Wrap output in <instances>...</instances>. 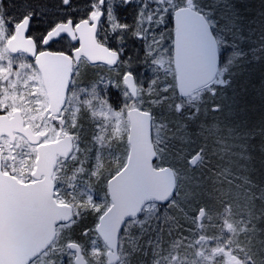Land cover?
I'll list each match as a JSON object with an SVG mask.
<instances>
[{"label":"rangeland","instance_id":"374dc122","mask_svg":"<svg viewBox=\"0 0 264 264\" xmlns=\"http://www.w3.org/2000/svg\"><path fill=\"white\" fill-rule=\"evenodd\" d=\"M20 2L3 0L0 5V45L8 35L7 24L1 23L2 15L11 13V18H18L34 12L37 19L49 23L58 14L88 13L94 3L93 0H72L68 5L62 0ZM238 3L246 5L247 15L255 17L258 26L242 22L244 13L238 15L243 11ZM95 4L100 9L98 0ZM191 4L205 16L211 30H219L221 35L220 42L215 38L223 61L221 64L220 58L218 72L207 87L186 98H180L176 92L172 31L166 25L168 16L187 6V0H134L132 35H141L143 39L129 41L125 36L127 29L122 28L118 34H123L124 41L118 44L109 35L110 25L118 20L111 11L103 25L102 38L113 49L121 53L123 48H129L121 62L114 68L81 62L74 70L67 103L56 118L57 124L52 123L47 100H37L34 102L37 111L26 112L27 122L36 131L45 132L46 141H54L58 135H68L73 141L72 154L66 159L59 158L53 171L56 196H67L65 203H70L73 215L70 224L58 228L60 241L52 246L58 264L67 259L69 242L86 243L82 247L87 264H104L105 247L92 237L89 241L83 239L82 233L87 231L86 238L89 237L99 216L110 205L106 182L125 164L126 112L130 108L150 114L151 139L159 163L154 166H169L176 183L166 204L148 203L136 219L122 225L117 264H206L198 258L194 238L200 234L219 235L228 224L223 222L220 228L214 227L220 219V210L226 211L227 221L235 227L234 238L245 232L244 224L252 228L246 231L253 242L264 232V120L253 118L245 106L232 112L239 117L215 112L219 104L228 103V92L249 88L251 80L264 78L260 73L263 67L254 69L259 53H264V0H191ZM38 23L35 20L32 24L33 36L38 35L35 27ZM14 57L15 61L30 65L26 56ZM126 73L136 81L135 98L123 83ZM189 131L198 132L191 135ZM195 153L201 154L200 161L195 169H189L187 161ZM199 208L205 210L202 233L197 232L195 223ZM244 208L249 209L247 214L253 218L239 225L236 218Z\"/></svg>","mask_w":264,"mask_h":264},{"label":"water","instance_id":"95a60500","mask_svg":"<svg viewBox=\"0 0 264 264\" xmlns=\"http://www.w3.org/2000/svg\"><path fill=\"white\" fill-rule=\"evenodd\" d=\"M190 2L191 0H187L188 4ZM172 27V66L175 74V87L177 95L180 98H186L191 96L194 91L207 87L214 80L220 64L218 45L206 19L192 5L173 11ZM26 28L27 23L21 25L17 30L19 36H23ZM77 32L80 46L73 53L74 61L83 56L90 63L116 66L119 54L116 52L113 55V51L98 44L95 39L93 40L96 29L93 31L92 27H87L82 23L79 24ZM58 35L59 37L63 35V29L55 27L50 35L47 33L45 39L51 41ZM30 47L34 52V45H30ZM25 53L33 56L28 52ZM40 59L43 61V69L36 59L35 65L42 74L46 73L45 91L57 96L54 109H50L52 115H57L65 103L72 60L62 54H53V57L48 60H44V57ZM49 61H52L54 66ZM124 85L130 96L135 98L136 87L131 74L124 75ZM127 121L128 152L126 161L123 167L106 182L110 205L100 215L95 227L98 238L107 249L106 264H116L119 260L118 237L122 225L129 220L136 219L144 205L148 203L166 204L175 191L176 182L172 169L168 166L155 168L153 165L156 152L151 139L150 114L137 108H131L127 111ZM26 129H28V134H23L27 140L33 144L38 143L41 136L33 134L29 128ZM72 152L73 141L68 135H64L50 144L38 146L34 173L43 174L44 179L42 185H38L37 188L35 185L28 186V188L31 187L30 191L32 190L28 196L34 200L36 191H38V205L34 204L32 207L29 205L27 210L22 213V221L26 222L27 228L31 224L36 225L38 233L37 235L32 234L34 243L20 244L17 235L21 228L13 225L11 230H7L5 238H14L16 244H0V264H26L49 246L54 238L56 225L71 219V206L58 204L53 198L51 177L57 159H66ZM199 161L200 154L195 153L188 159L187 165L189 168H194ZM203 215L204 211L200 209L196 215L198 227ZM30 216L31 220H29ZM26 217L27 221H25ZM68 248L75 252L74 264H86L77 244L71 243ZM226 260L231 263L229 258Z\"/></svg>","mask_w":264,"mask_h":264},{"label":"flooded vegetation","instance_id":"af4514ba","mask_svg":"<svg viewBox=\"0 0 264 264\" xmlns=\"http://www.w3.org/2000/svg\"><path fill=\"white\" fill-rule=\"evenodd\" d=\"M94 1V0H93ZM15 3V2H14ZM17 4V3H15ZM19 4H21L19 0ZM64 4V3H63ZM65 5V4H64ZM96 14H99V6L98 4H95ZM127 6H130L132 8L133 5L129 3ZM125 6H118L115 13L116 17L118 19V22L120 25H128L129 27L126 28L127 32H125V36L129 39V41H134V36L133 34V26H134V14H128L125 12L126 10H129L125 8ZM93 12L91 10L88 13H85L83 15L79 16H74V15H69L65 14L60 16V14L56 15L55 19H52L49 21V23H45V20L42 19H36L39 21L38 25L35 27H38V35H34V37L37 40H40L41 38L45 39L48 30L55 28L54 26L57 24L59 21H67L69 17L72 18L74 25H79L82 24L85 19L89 17V13ZM21 15V14H20ZM23 16V15H21ZM20 16V17H21ZM20 17L16 18L19 19ZM49 15L46 17L48 18ZM168 24L166 25L168 29L172 31V40H173V27H172V16H168ZM11 19V13L10 14H5L2 15L1 18V23L7 24V21ZM90 23H92L90 21ZM105 23V17L101 16L98 22V25L96 27V32H95V40L98 44H101L105 47H107L109 50L114 51L113 49L107 42V40L102 38L104 34V28L103 25ZM87 27H90L89 25H86ZM28 27V25H27ZM2 28L5 29V26L2 25ZM31 28H34L31 26ZM86 29V28H85ZM2 30V29H1ZM74 33L77 35V39L73 42V39L66 35L63 34L60 36L58 40L55 41V43H51L48 46H44L42 43L39 44L38 46V51L39 52H51L53 54L60 53V54H67L66 56L69 57L72 60V65H71V74L69 78V85H68V90H67V95L65 99L64 106L60 110L59 114L57 115H51L52 123L57 124L56 118L59 117V115L64 111L65 104L67 103V96L69 94L68 91H70V88L72 87V81H73V76H74V70L79 67L81 62H83L87 66H92L96 65L95 63L88 62L83 56H80L77 61H74L73 59V53L75 50H77L80 46V38L77 32V29L74 27L73 28ZM142 37L141 35H138ZM143 38V37H142ZM140 39H137L139 41ZM172 42V41H171ZM6 43V42H5ZM2 45V44H1ZM0 45V46H1ZM128 44L125 46L127 47ZM172 45V43H171ZM3 46V45H2ZM172 49V47H171ZM127 49H122L121 53L116 50V52L119 54V61L116 64V66L121 62V60L124 58L125 54L127 53ZM37 51V46L34 45V52ZM22 54L27 57V60L30 61L31 65V70L29 72L31 73H39L42 74L41 71L36 67L35 65V58L34 56H29L23 51H18V52H9L8 55L11 57V59L19 63V61H15L14 56ZM14 57V58H12ZM53 55L49 57H44V60L51 59ZM52 63V61H49ZM56 62V61H55ZM57 64V63H56ZM97 65L101 67H104L102 64ZM54 66V65H53ZM107 66V65H105ZM114 66V67H116ZM109 67V66H108ZM110 67V68H114ZM90 68V67H89ZM127 74V73H126ZM125 75V74H124ZM124 75H123V83H124ZM23 76V73H22ZM133 77V75H132ZM135 87L137 86L136 81L133 77ZM36 89H41V91H36ZM17 91L21 94V98H18L16 101V104L19 108L21 109H27V111L30 112H35L37 111V106L34 105V102L36 103L37 100L40 101V99H43V101L46 102L47 97L44 93L45 87L44 84L41 85L39 84L36 80H32L28 83L27 87H24L21 84H18L17 86ZM128 91V90H127ZM130 94V93H129ZM8 103L11 105L12 101L9 100ZM49 109V108H48ZM129 110V109H128ZM127 110V111H128ZM24 111L22 113V116L24 118V122L21 124L22 128H29L30 131L33 134H39V131H36L34 129V126L30 123L27 122L26 120V112ZM50 111V109H49ZM127 115V112H126ZM43 135H40V141L36 144H33L27 140V138L24 136L23 132L16 131L13 133V135H9L8 132H6L3 129H0V244H6V245H12L16 244L14 238H5L7 235V230H11L13 228V225H15L18 228H21V233L17 235L18 241L20 244L23 243H31L33 238L32 234L38 233V227L36 225H32L27 228L26 222L22 221V213L27 210L28 206L30 205L31 207L36 204L38 205V191H36V199L34 200L31 198L29 193L32 192L30 191V188L28 186H40L42 185L44 176L43 174H35V167H36V159H37V152H38V146L43 145V144H50L52 142L57 141L60 137H58L54 141H46L45 136L46 133L42 132ZM13 136L15 138H13ZM46 141V142H45ZM59 160V158L57 159ZM197 166V165H196ZM195 166V167H196ZM194 168H189V169H195ZM52 182H53V198L56 203L58 204H67L69 206L70 203H65V200L67 199V196L61 195V193H58L61 196H56V184L53 181V174H52ZM57 191V190H56ZM202 209L204 211V215L201 219V224L198 227L196 224V230L198 233H202L204 230L202 229V223L204 222L205 219V210L203 208H199L198 211ZM249 209L244 208L242 211H240V214L237 216L236 220H239L238 224L242 225L245 223V221L249 218H253L250 215H248ZM226 211H221L220 210V215L218 218H220L218 221H216V224L214 227L216 229L220 228L221 225H223V222H227L228 224L226 227L219 233L217 237H206L202 234L196 235L194 238L195 240V245L197 246L198 249V258L202 261L205 262L206 264H264V232H260V238L258 240H255L254 242L252 241L250 235H248V231L246 230H252L251 227H248L247 224L245 225V232L240 233V238H234L233 236V229L235 227H232V223L227 221L228 217L225 216ZM195 214V223H196V215ZM73 217V215H72ZM31 216L29 217V220H31ZM256 218H261V216H256ZM73 218H71L68 222L65 223H59L55 227V234L52 242L42 250L40 253L36 254L31 260H29L26 264H58L59 259L54 257L52 254V246L54 245V242H59L60 238L57 237V230L59 227H66L68 224L72 222ZM27 221V217L25 219ZM11 225V226H10ZM18 225V226H17ZM21 226V227H20ZM8 227V228H7ZM23 227V228H22ZM95 227L92 231V234L89 235V237L86 238L87 236V231H84L82 233L83 239L89 241L92 238H94L96 241L99 243L101 242L100 239L98 238L96 232H95ZM25 234V235H24ZM29 239V240H28ZM119 239V237H118ZM259 241V243L257 242ZM34 243V241L32 242ZM74 243L77 244L80 251L81 255L83 258L85 257L84 255V247L86 246L85 244L79 245L78 243L75 242H69L66 245V250H67V259L65 262H61L59 264H74V258H75V252L69 250L68 245ZM102 243V242H101ZM100 243V244H101ZM103 245V244H102ZM104 246V245H103ZM105 247V246H104ZM106 249V248H105ZM196 249V251H197ZM106 252L105 251V261L104 264H106ZM119 257V256H118ZM227 258L231 260V263L227 262ZM85 260V258H84ZM235 260V261H234ZM86 262V260H85ZM119 262V260H118ZM117 262V263H118ZM116 263V264H117ZM87 264V263H86Z\"/></svg>","mask_w":264,"mask_h":264},{"label":"snow or ice","instance_id":"6c2138e0","mask_svg":"<svg viewBox=\"0 0 264 264\" xmlns=\"http://www.w3.org/2000/svg\"><path fill=\"white\" fill-rule=\"evenodd\" d=\"M72 2V0H62V3L68 5ZM101 5L99 14H96L95 11V0L92 5L93 12L89 13V17L83 21L84 24L89 25L95 31L99 17L104 16L106 19L108 17L109 11L111 14L115 16V10L117 6H127L129 3H133L134 0H98ZM3 4V0H0V5ZM95 18V19H94ZM37 19V16L34 12H26L19 19L15 17L9 19L7 21L8 35L6 43L3 46H0V129L8 132L9 135H13L14 132L20 131L25 134H28V129L22 128L21 124L24 122V118L22 113L27 111V109H21L17 106L16 101L18 98H21V94L17 91L18 84L23 85L24 87L28 86V83L32 80H36L39 84L43 85L46 82V73H31L27 71L30 69V65L25 63H16L11 57L8 55L9 52H18L25 51L29 54L33 55L38 63L41 64L43 69V61L40 59L41 57H49L53 55L51 52H39L38 46L39 44H44L45 46L50 45L51 43H55L60 37L59 35L54 37L51 41L47 39L41 38L37 40L32 35V24ZM90 21L92 23H90ZM27 23L28 27L24 29L23 36H19L17 30L21 27L22 24ZM56 28H62L63 34L70 36L73 39V42L78 38L74 33L73 28H79V25H74V22L71 17L67 19V21H59L54 26ZM128 25H120L118 20L116 23H112L110 25L109 35L116 38L117 43L120 44L124 41L123 34H118V29H126ZM52 29L48 30V34L50 35ZM19 36V38H18ZM134 39H143L140 36H134ZM95 38L93 37V40ZM30 45H36L37 51L33 52ZM107 50V49H105ZM116 54V50L113 51V55ZM55 55H61L60 53H56ZM67 55V54H62ZM23 73V76H22ZM36 91H41V89H36ZM47 96V107L49 109H54L57 96L54 93L46 92L44 93ZM11 100V105L8 101ZM34 118V117H33ZM37 135H43V133H39ZM13 138H15L13 136ZM47 146V145H45Z\"/></svg>","mask_w":264,"mask_h":264},{"label":"trees","instance_id":"16d2710c","mask_svg":"<svg viewBox=\"0 0 264 264\" xmlns=\"http://www.w3.org/2000/svg\"><path fill=\"white\" fill-rule=\"evenodd\" d=\"M237 6H241L243 11H239L238 15H241V13L243 14L242 17V22L247 23L248 21H250L251 23L255 24L256 26H258V20L255 19V17H251L249 15H247V12L249 10H247V7L245 4L243 3H238ZM129 9L126 10L125 12H127L128 14H133L135 13L134 8L130 7V6H126L124 7ZM238 11V8H237ZM213 35L218 38V42L219 39L221 38V35L219 36V30H213ZM242 43L240 42V45ZM220 51V49H219ZM263 52L259 53V56L256 58V62H255V70H257L256 68H261L263 67L264 69V60H263ZM220 56V55H219ZM221 58V64H222V57ZM260 73H262L264 75V70H262ZM245 76H247V74H245ZM264 77V76H263ZM251 86L249 88L246 87H242L240 89H234L232 90V92H228V96L227 99L228 103H224V106H221L220 104L218 105V108L216 109V114L217 113H222L223 116L225 113H229L230 115H237L236 117H239V114L236 113H232V112H236L241 110V108L243 106H245L246 110L250 111L251 116L253 115V118L256 119H261L264 120V78L260 79V80H251ZM262 95V97H261ZM111 100L113 101V99L111 98ZM237 119V118H236ZM198 131H189V134L194 135L197 134ZM159 165L158 161L155 160L154 161V165ZM161 165V164H160ZM167 166V165H165ZM156 167V166H155ZM164 167V166H163ZM169 167V166H168ZM159 168V167H158ZM162 168V167H160Z\"/></svg>","mask_w":264,"mask_h":264}]
</instances>
